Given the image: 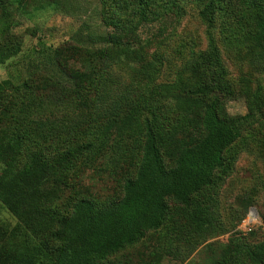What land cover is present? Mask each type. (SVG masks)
<instances>
[{
	"label": "trees",
	"instance_id": "obj_1",
	"mask_svg": "<svg viewBox=\"0 0 264 264\" xmlns=\"http://www.w3.org/2000/svg\"><path fill=\"white\" fill-rule=\"evenodd\" d=\"M52 1L57 2L48 3ZM98 1L105 9L102 22L128 33L151 14L158 15L161 11L154 5L161 8L162 2ZM167 1L162 5L166 10L176 2ZM260 1L238 0L244 13L235 18L236 31L230 26L228 33L239 37L234 42L246 46L250 58L254 53L253 63L264 62ZM197 2L207 46L192 51L170 81H158L164 60L157 54L133 66L121 86L108 70L123 57L128 60L140 53L127 44L129 37L110 31L101 35L106 45L94 49L81 44L55 47L44 41L36 45L29 70L40 69L53 78L52 92L44 97L35 95L31 81L0 80V205L18 218L27 242L20 254L3 253L0 264H120L109 257L163 227L170 215L169 199L189 210L194 230L212 225L215 195L234 170L238 140L262 119L257 110L262 106L255 92L245 85L236 87L228 77L215 35L217 13L226 0ZM13 3L20 8L23 0H0V63L21 52L11 33L8 7ZM44 8L46 4H41L34 10ZM121 47L128 48L126 54L119 52ZM13 90L16 95L11 96ZM240 98L257 108L248 105L246 114L228 115L226 103ZM49 104L61 106L67 115L55 117ZM71 115L76 119L70 126L64 119ZM61 128L67 130L66 144H73V136L79 134L92 138L62 149L48 138ZM29 145L34 151L17 167ZM107 147L121 161L137 159L135 172L124 178L122 194L108 202L79 195L69 210L61 211L57 199L67 171L85 156L106 154ZM262 205L263 211L248 202L242 219L255 207L264 220ZM228 261L264 264V241L247 245L239 236L231 237L223 259L213 264H232Z\"/></svg>",
	"mask_w": 264,
	"mask_h": 264
},
{
	"label": "rangeland",
	"instance_id": "obj_2",
	"mask_svg": "<svg viewBox=\"0 0 264 264\" xmlns=\"http://www.w3.org/2000/svg\"><path fill=\"white\" fill-rule=\"evenodd\" d=\"M56 1L48 3V0H23L20 8H17L18 4L15 3L8 7L12 11L11 33L16 36L14 44L19 45L21 52L5 63H0V80L11 78L14 82L31 81L37 97H44L52 92L51 75L40 69L29 70L28 67L32 61L29 58L30 53L43 41L55 47L81 44L94 49L106 45L101 37L106 31L129 37L125 41L140 54L133 57L134 59L130 57L126 60L123 57V62L111 66L108 70L121 86L128 82L133 66L152 60L157 54H161L164 60L158 81H170L176 71L191 57L192 51H199L207 46L206 26L199 16L200 2L197 0H175V4L167 10L162 5L168 1L162 0L159 4L161 8L154 5L161 12L158 15L151 14L149 20L138 23L129 33L124 32L120 26L102 22V12H105V9L98 0ZM41 4H46L47 8L36 12L34 7ZM223 6L224 9L217 13L215 35L228 77L236 87L245 85L255 92L258 97L256 101L262 106V109H257L262 119L245 130L238 140V159L232 174L215 195L213 222L210 227L194 230L188 220L189 210L169 199L170 215L165 225L158 230L147 232L136 244L111 255L109 260L115 263L152 264L160 261L159 264H213V261L223 259L231 237L239 236L247 245L264 241V220L261 217L258 224L252 228V233L245 231L242 226V220L245 218L242 217L248 202L263 211L264 62L253 63L251 59L254 60V53H251L250 58L248 48L234 42L239 37L228 35L230 26L236 31L239 25L235 18L244 13L238 0H226ZM260 9L264 13V0ZM106 11L109 12L108 9ZM132 15L130 12L129 16ZM127 51V47L119 49L121 54H126ZM75 60L71 59V62ZM76 63L81 64L78 60ZM52 72L58 74L54 70ZM59 76L65 79L61 74ZM19 88L21 92L24 91L22 86ZM10 92L11 96L16 95V91ZM248 105L257 108V104L250 103L246 98L229 100L226 103L227 114L244 115L248 112ZM47 106L56 111L55 117L67 115L68 111L61 106ZM74 119L76 118L71 115L64 120L71 126ZM66 131L61 128L48 138L59 142L62 149L75 143H85L92 138L91 135L79 134L76 138L73 136V144H66L63 142L64 138L68 139ZM26 147L16 162L17 167H21L35 149L30 145ZM106 151V154L96 155L92 159L85 156L71 171H67L66 182L62 185L57 199L61 211L69 210L71 202L79 195L87 194L98 202H108L122 194L124 178L135 172L137 159L121 161L109 147ZM23 233L18 218L0 205V256L3 253L24 252L27 242Z\"/></svg>",
	"mask_w": 264,
	"mask_h": 264
},
{
	"label": "built area",
	"instance_id": "obj_3",
	"mask_svg": "<svg viewBox=\"0 0 264 264\" xmlns=\"http://www.w3.org/2000/svg\"><path fill=\"white\" fill-rule=\"evenodd\" d=\"M260 215L255 207H251L247 213V216L242 220V226L245 231H251L252 228L258 224Z\"/></svg>",
	"mask_w": 264,
	"mask_h": 264
}]
</instances>
